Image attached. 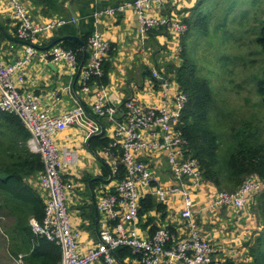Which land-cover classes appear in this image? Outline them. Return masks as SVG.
<instances>
[{
  "label": "built area",
  "instance_id": "built-area-1",
  "mask_svg": "<svg viewBox=\"0 0 264 264\" xmlns=\"http://www.w3.org/2000/svg\"><path fill=\"white\" fill-rule=\"evenodd\" d=\"M5 1L13 7L18 19L16 36L22 42L23 52L13 62L0 61V112L18 117L30 134L27 141L29 150L39 154L43 163L39 184L45 196L44 217L41 223L29 220L31 231L61 248V264H118L114 250L119 246L128 247L138 256L136 264H222L223 261L212 257L211 245L193 219V196L210 184L202 181L198 162L189 153L187 140L180 128L186 97L178 92L170 77L163 70L151 69V78L158 92L156 106L145 108L134 99L114 106L105 86H89L90 77L101 76L103 60L110 50L96 26L88 40L89 60L84 66H78L71 51L55 45L42 53L35 45L40 33L75 23L73 18L36 24L28 19L25 7L18 0ZM168 1H125L117 6L97 9L92 17L96 25L102 18L110 19L126 10H133L138 21L140 52L150 68L144 50L148 32L162 27L178 37L186 31V25L181 21L153 16L154 6L161 8ZM178 50L176 46L171 56L177 55ZM34 57L67 63L71 74L77 76L80 91L91 100L90 110L80 103L58 115L41 109L38 96L25 90L27 68ZM89 113L101 120L105 118L112 128V146L121 152L120 160L126 177L112 181V175L119 167L116 153L112 148L100 152L98 157L110 170V183L100 190L96 205L103 216L104 226L98 230L96 244L80 253L77 244L80 235L72 228L67 209L70 186L64 182L68 168L77 163V153L66 147L59 148L54 139L69 127L82 128L84 120L96 127L93 133L97 134L100 130L97 119ZM163 163L168 165L167 169L163 168ZM261 184L257 175H250L233 193L213 190L204 208L213 210L231 206L237 211L243 210L251 203L253 194L261 189ZM112 187L114 191L110 193ZM147 196L163 204L180 202L183 237L174 236L166 228H159L150 236L141 235L139 200ZM3 221L4 217L0 215V235L7 240L1 225ZM13 258L15 264H25L24 254Z\"/></svg>",
  "mask_w": 264,
  "mask_h": 264
},
{
  "label": "trees",
  "instance_id": "trees-1",
  "mask_svg": "<svg viewBox=\"0 0 264 264\" xmlns=\"http://www.w3.org/2000/svg\"><path fill=\"white\" fill-rule=\"evenodd\" d=\"M28 1L39 8L44 17L61 13L67 1H70L73 6L77 5L78 24L67 23L56 29L48 45H58L64 50L71 51L75 54L78 66H84L90 57L88 40L94 30L92 17L94 10L90 8L92 0ZM209 1L212 2L211 5H208ZM238 5L242 9L228 20L230 13L232 14ZM258 5L263 6V12L260 17L251 21L252 34L248 32V29L244 32L242 24L250 20V15L246 16V14L253 9H258ZM245 6L248 7L247 11ZM182 11L181 22L186 25V31L179 35L175 42L179 48L177 53L179 63L176 65L169 63L163 67V73L170 77L178 92L186 97L181 110L180 128L187 140L189 153L198 162L202 181L210 184L216 191L233 193L250 175H257L260 179L261 189L253 194L251 203L242 211L240 210L250 217V214L254 213L260 228L257 230L256 223L250 225L252 234L245 244L248 261L238 264H264V135L262 133L264 126L258 129L246 122L241 123L239 127H234L233 124L230 127L226 126L223 121H231V114L225 111L227 117H219L220 111L224 110L216 106L214 89L210 85L209 78L200 72L202 68H199L194 59L196 45H193L199 35L217 37L215 40L217 42L220 38L218 33L221 31L223 44L233 39V45H236L245 34L246 37L251 38V44L264 53V4H261V0H196L192 7ZM229 23L237 28L230 26ZM166 34L162 27L148 32V38L155 46L154 56L162 47L168 48L166 45L160 47L155 40L157 36ZM65 36L78 37L84 49L75 41H57ZM231 59L233 58H226L227 63ZM105 60L101 66V76L90 77V87H106L109 83L110 63ZM239 60L244 61L245 57H240ZM254 78L255 94L259 98L254 106L264 109V72L260 77ZM257 114L258 112L252 113L251 119ZM90 115L102 123L100 118L92 113ZM29 137V132L16 115L0 112V215L4 217V220L9 221L5 231L9 238L12 256L24 254L25 264H61V248L31 231L30 219L37 223L43 220L45 196L39 184L43 163L39 154L29 150L27 146ZM113 143L114 140L105 134L94 136L90 139L87 150L93 155L108 148L116 151L119 167L118 171L112 175V181H118L126 175L120 160L121 152L118 147L112 146ZM101 169L102 179H108L110 172L108 166L103 165ZM92 178V176H84L81 181L88 183ZM90 184V189L93 190L99 184V180H93ZM113 191L114 187L110 189V193ZM78 210L80 216L94 220L95 212L92 206L83 204L78 206ZM152 214L157 215L159 220H163L166 215L165 205L150 196L141 198L138 210L139 226L142 229L149 227L150 235L163 227L156 224V217ZM143 216H145V222L142 221ZM169 230L173 233L172 228ZM114 255L118 264L137 263L138 256L126 246L117 247ZM222 264L233 263L225 261Z\"/></svg>",
  "mask_w": 264,
  "mask_h": 264
},
{
  "label": "crops",
  "instance_id": "crops-1",
  "mask_svg": "<svg viewBox=\"0 0 264 264\" xmlns=\"http://www.w3.org/2000/svg\"><path fill=\"white\" fill-rule=\"evenodd\" d=\"M20 4L29 9L32 14L31 21L33 23H45L50 20L72 19L71 12L78 17L77 5H71L70 1L65 2L63 10L58 15L52 17H44L40 13V9L34 7L28 0H18ZM125 0H92L90 8L94 11L103 9L105 7L121 4ZM196 0H169L161 8L154 6L153 16L167 17L178 21L183 15L179 12L183 8H190L195 4ZM101 7V8H100ZM93 11V12H94ZM181 21V20H180ZM18 19L15 16L13 7L9 2L0 0V61L3 63H10L16 60L23 52L22 42L16 36ZM96 30L101 36V39L109 45V53L105 61L110 63L109 83L106 86L107 95L111 104L119 106L123 102L134 99L145 108L154 107L158 104V92L155 88L154 79L151 78V69L157 68L163 70L166 64H175L173 53L178 37L174 34L168 33L164 36H157L155 38L159 46L166 45L168 48L157 51L156 56L153 55L154 44L146 36L144 43L145 56L150 68L147 67L141 55V42L138 36V21L137 15L133 10H126L125 12L116 15L113 18H102L98 24L95 25ZM54 31L42 32L37 36L36 49L38 52L49 50L50 40L53 38ZM166 32V31H165ZM111 54V56H109ZM176 65V64H175ZM148 72V74H147ZM27 82L25 90L32 91L39 98V106L41 109L49 110L53 115L61 114L71 108L76 103L82 104L87 110H90V99L78 91L77 77L71 74L68 64L64 61L53 62L51 60L34 57L32 63L27 68ZM147 80L152 81V87H149ZM148 86V87H147ZM147 87V88H146ZM93 121V120H92ZM98 119L97 124L99 126ZM82 128H67L63 132L55 135V142L59 148H68L67 145L60 143L68 140L75 142L74 138L80 136V143L83 147L77 153L76 170L71 173L67 170L64 181L72 184L80 189L68 195L67 203L73 211L71 223L74 224V229L79 233L77 240L78 251L80 253L92 248L96 244L98 229L104 226L102 214L97 210L96 205L100 198V190L104 189L108 179H102L101 166L105 163L98 157L100 151L93 155L87 150L86 141L93 135L96 127L89 121L81 123ZM104 134L111 138L113 130L108 125L101 123ZM108 128V129H107ZM86 130L87 137L82 139L83 131ZM82 135H81V133ZM78 154L81 155L79 159ZM84 176H92L90 180H99V184L93 190L90 189V182L86 185L81 184ZM84 185V186H83ZM69 188V190H70ZM88 188V191L87 189ZM212 186H204L203 189L195 193L193 196V219L198 226L201 234L206 238L212 248V257L220 261H230L233 264L247 262V252L245 244L251 236V224H254L253 217L235 210L231 206H222L220 208L205 209L211 195L207 196V192L211 191ZM87 204L94 209V220L91 221L89 217L80 216L78 206ZM75 205V206H73ZM166 215L163 220H159L155 216L156 224H160L169 230L173 229L171 234L176 237H183L184 231L180 228V202H166ZM242 211V210H241ZM251 215V214H250ZM70 216V215H69ZM237 216V217H236ZM71 218V217H70ZM8 221V219H7ZM145 222V216L142 217ZM9 222V221H8ZM252 222V223H251ZM77 224V226H75ZM149 228V227H148ZM148 228L142 229L140 226L141 235L150 236ZM127 262V261H126Z\"/></svg>",
  "mask_w": 264,
  "mask_h": 264
},
{
  "label": "rangeland",
  "instance_id": "rangeland-1",
  "mask_svg": "<svg viewBox=\"0 0 264 264\" xmlns=\"http://www.w3.org/2000/svg\"><path fill=\"white\" fill-rule=\"evenodd\" d=\"M212 2L209 1L208 5H211ZM261 4H264V0H261ZM245 10H248V7L245 6ZM185 8L180 10L182 13ZM242 7L238 5L235 10L230 13L228 20H230L236 12L241 10ZM27 17L29 20L32 19V14L29 9L26 8ZM219 12V11H218ZM263 12V6L258 5V9H253L246 14L249 16V21H244L242 26V30L246 32L248 29L251 33V21L260 17ZM181 18H178L180 22ZM240 20V19H239ZM241 21V20H240ZM230 26H234L232 23H229ZM213 28V27H212ZM211 28V29H212ZM237 28V27H235ZM228 30V29H227ZM221 31H219V39L217 42L215 41L217 37H203L202 35L197 36L193 45H196V50L194 52V59L197 61L202 75L209 78V82L211 87L214 89L215 93V103L216 106H219L221 110L220 116L221 118H226L227 114L225 111L229 112L231 115V121L224 120L223 122L227 127L233 126L239 127L241 123H251L252 127L260 128L264 126V109L260 107H255L254 104L259 101V98L255 94V78L260 77V75L264 72V53L260 52V50L251 44V38L243 35V38L238 41L236 45H233L234 40L232 39L225 44L222 43ZM242 34V33H241ZM164 45V44H163ZM161 45L160 47H162ZM174 63L178 64L179 59L178 55H173ZM240 57H245L244 61L239 60ZM226 58H233L228 63ZM224 65V66H222ZM149 87H152V81L147 80ZM148 87V86H147ZM146 87V88H147ZM157 90V89H156ZM78 91H80L78 87ZM258 112L256 117L251 119V114ZM104 124L108 125L105 121V118H102ZM229 123V124H227ZM78 128V127H74ZM79 129V128H78ZM108 129V128H107ZM81 130V129H79ZM224 130V129H223ZM83 131V142L87 137L86 130ZM81 133V132H80ZM264 135V131L262 132ZM82 135V133H81ZM80 136H76L74 138L75 142H69L68 140L60 143V145L65 144L68 146V149L71 151L80 152L83 149L80 143ZM58 145V144H57ZM59 146V145H58ZM79 159L81 155L78 154ZM167 164L163 163V168L167 169ZM71 173H74L76 170V166H71L68 168ZM83 178V177H82ZM81 183L82 181L78 179ZM65 182V181H64ZM89 182V181H88ZM68 183V182H65ZM86 185V182H82L81 184ZM83 185V186H84ZM80 187H76L75 184L71 185L70 190L67 191V195H72L76 193ZM210 189V188H209ZM211 191L215 190L213 187L210 189ZM216 191V190H215ZM210 192H207V196ZM178 202V201H177ZM75 206V205H73ZM68 205V213L72 219L73 211ZM79 212V210H78ZM253 217V221L256 223L257 230L260 228L259 221L257 220V216L254 213H251ZM256 216V217H255ZM257 220V221H256ZM7 224V220L2 222V227L5 230V226ZM77 226V224L75 225ZM72 228L74 229V224H72ZM99 230V229H98ZM257 230L255 232H257ZM6 232V231H5ZM252 234V232L250 233ZM10 252L9 238L6 240L2 235H0V264H15L14 258Z\"/></svg>",
  "mask_w": 264,
  "mask_h": 264
},
{
  "label": "water",
  "instance_id": "water-1",
  "mask_svg": "<svg viewBox=\"0 0 264 264\" xmlns=\"http://www.w3.org/2000/svg\"><path fill=\"white\" fill-rule=\"evenodd\" d=\"M71 14H72V18L75 20V25H77L78 24V21H77V18H76V16L74 15V13L73 12H71ZM62 40H71V41H75V42H77L83 49H84V46H83V43L79 40V38L78 37H76V36H65V37H62V38H60L59 40H57V41H62ZM99 128H100V130H99V132L97 133V134H93V135H91L88 139H87V141H86V147H88V143H89V141H90V139L92 138V137H94V136H102L103 134H104V130H103V127H102V125H101V123L99 122ZM109 174H110V172H109ZM92 180H89V182H88V184L91 182ZM103 181H106V180H103ZM106 182H109V180H107Z\"/></svg>",
  "mask_w": 264,
  "mask_h": 264
},
{
  "label": "bare ground",
  "instance_id": "bare-ground-1",
  "mask_svg": "<svg viewBox=\"0 0 264 264\" xmlns=\"http://www.w3.org/2000/svg\"><path fill=\"white\" fill-rule=\"evenodd\" d=\"M58 44V43H57ZM105 131V130H104ZM115 148V147H114ZM116 152V151H115ZM104 177V176H103ZM113 177V176H112ZM87 189V188H86ZM165 215V214H164ZM237 217V216H236ZM160 225V224H159Z\"/></svg>",
  "mask_w": 264,
  "mask_h": 264
}]
</instances>
